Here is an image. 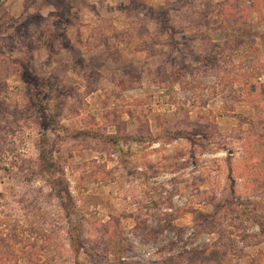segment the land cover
<instances>
[{
  "label": "rangeland",
  "instance_id": "obj_1",
  "mask_svg": "<svg viewBox=\"0 0 264 264\" xmlns=\"http://www.w3.org/2000/svg\"><path fill=\"white\" fill-rule=\"evenodd\" d=\"M263 64L264 0H0V264H264Z\"/></svg>",
  "mask_w": 264,
  "mask_h": 264
},
{
  "label": "trees",
  "instance_id": "obj_2",
  "mask_svg": "<svg viewBox=\"0 0 264 264\" xmlns=\"http://www.w3.org/2000/svg\"><path fill=\"white\" fill-rule=\"evenodd\" d=\"M225 45H229L228 43L227 44H225ZM218 48H221V45L218 47ZM222 50V49H221ZM220 54V56L222 55V52L221 53H219ZM232 54H233V51H232ZM210 57H213V58H210ZM217 57H218V55L217 54H211L210 56H209V63L210 62H212V61H215V59H217ZM261 68V69H260ZM260 68H256L255 69V72L253 73V74H257L256 75V77H260L262 74L264 75V64H263V67H260ZM254 70V69H253ZM261 71H263V72H261ZM235 76H236V79L237 78H245L246 77V80H249V78L248 77H250V76H253L252 75V73L250 74L248 71L246 72L245 71V73H235L234 74ZM225 82V81H224ZM263 93H258L257 94V96L255 97V99L257 100L258 99V101L259 100H261L262 98H263ZM35 100V99H34ZM36 100H38V98H36ZM263 100V99H262ZM261 100V101H262ZM44 105H48L46 102L44 103ZM46 112H44V114H45V116H48V117H50V114H49V112L47 111V109H46V107H44L43 108ZM85 134H87V135H94V136H96V137H98V139L100 140V141H104V142H106V143H112V144H118L119 143V141H120V135H103V134H101V133H99V132H90V133H85ZM181 134H183V135H185L186 133H183L182 131H178V130H174V131H170V132H168V133H166L165 132V135L167 136V141H171L172 139H174L175 137H177V136H180ZM189 138H191L192 136H191V134L189 135V134H186ZM135 138V137H134ZM258 153H259V151H258ZM49 159H50V155H49V153H45V155H43V156H41V161H43L42 162V165H41V168L42 169H44V165L46 164V166H47V168H46V170H49V168H53V169H55L56 167H57V162H55V161H49ZM47 161H49L50 163H47ZM56 170V169H55ZM208 217V216H207ZM209 217H211V215H209ZM214 229V228H213ZM213 229H209V230H213ZM202 230V229H201ZM78 241H79V239L77 238L76 239V241H75V243L74 244H76L77 246H78ZM120 245H121V247L119 248V250H118V254L120 255V259H121V255H123L124 254V249H123V243H119Z\"/></svg>",
  "mask_w": 264,
  "mask_h": 264
}]
</instances>
